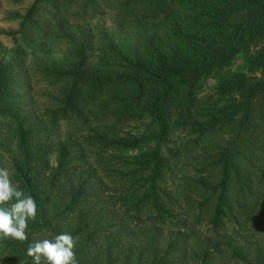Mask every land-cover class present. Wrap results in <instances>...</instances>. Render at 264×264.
Masks as SVG:
<instances>
[{
	"label": "trees",
	"instance_id": "1",
	"mask_svg": "<svg viewBox=\"0 0 264 264\" xmlns=\"http://www.w3.org/2000/svg\"><path fill=\"white\" fill-rule=\"evenodd\" d=\"M105 1L114 32H90L100 0H71L35 30L40 69L0 57V161L37 203L0 256L33 264L29 243L68 232L79 264H264L242 241L264 236V0Z\"/></svg>",
	"mask_w": 264,
	"mask_h": 264
},
{
	"label": "rangeland",
	"instance_id": "2",
	"mask_svg": "<svg viewBox=\"0 0 264 264\" xmlns=\"http://www.w3.org/2000/svg\"><path fill=\"white\" fill-rule=\"evenodd\" d=\"M56 1L57 0H46L45 2L40 3V0L38 2L35 0H0V57H5L6 55H9L13 49L18 48L21 50V55L24 61L21 66L22 70L25 69V71H32V68L40 69L41 51L38 50V47H33L31 45L35 30L45 26L49 22L50 17L54 15V11L56 9H61L62 16L63 11L68 13L64 12V14L70 16V13L76 9L74 5H69L71 0H59V4H56ZM106 2L107 1L105 0H100V4L96 5L97 13L95 12L96 14H92L88 19L90 21L88 27L91 28L90 32L93 37L98 35L97 30L99 29L107 32H114L116 29V25L113 22L112 17L107 12L110 5ZM33 4L37 7V9L32 16L31 21L25 20V12ZM43 36L44 34L42 31L41 33L39 32L35 38L40 37L43 39ZM27 38L28 40H26ZM95 39L97 41V38ZM48 40L49 37L47 38V41ZM50 46V53L53 56L57 52L58 48L55 47L54 43ZM252 50L253 49L250 51ZM247 55L248 53H238L235 55L231 61L232 69L235 71L243 70ZM30 76L32 84L28 102L31 107L35 106L36 110H40V107L46 103L48 86L40 83V81H38L35 76H32V74ZM214 83L215 80L212 77H206L201 81V85L205 91H209L213 87ZM138 151L139 150L135 149L127 151L126 154H132ZM7 160L8 157L5 156L3 160L0 161V165H2L3 168H7ZM243 233L246 235L243 237L242 241L250 246L251 244L262 245L264 242V236L261 232L246 229ZM0 264L13 263L0 256Z\"/></svg>",
	"mask_w": 264,
	"mask_h": 264
},
{
	"label": "clouds",
	"instance_id": "3",
	"mask_svg": "<svg viewBox=\"0 0 264 264\" xmlns=\"http://www.w3.org/2000/svg\"><path fill=\"white\" fill-rule=\"evenodd\" d=\"M36 216L35 198L13 183L9 169L0 168V239L28 241V222ZM76 243L72 234L62 232L53 239L29 243L26 256L32 258L33 264H79L74 251Z\"/></svg>",
	"mask_w": 264,
	"mask_h": 264
}]
</instances>
